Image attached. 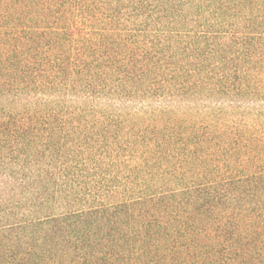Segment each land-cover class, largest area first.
Returning <instances> with one entry per match:
<instances>
[{
    "label": "trees",
    "instance_id": "1",
    "mask_svg": "<svg viewBox=\"0 0 264 264\" xmlns=\"http://www.w3.org/2000/svg\"><path fill=\"white\" fill-rule=\"evenodd\" d=\"M0 264H264V0H0Z\"/></svg>",
    "mask_w": 264,
    "mask_h": 264
}]
</instances>
